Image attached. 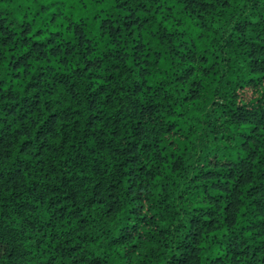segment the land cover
Masks as SVG:
<instances>
[{
  "label": "trees",
  "instance_id": "16d2710c",
  "mask_svg": "<svg viewBox=\"0 0 264 264\" xmlns=\"http://www.w3.org/2000/svg\"><path fill=\"white\" fill-rule=\"evenodd\" d=\"M0 264H264V0H0Z\"/></svg>",
  "mask_w": 264,
  "mask_h": 264
}]
</instances>
